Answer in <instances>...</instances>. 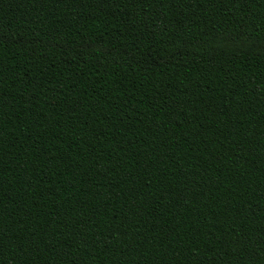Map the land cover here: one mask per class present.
I'll return each mask as SVG.
<instances>
[{"label":"trees","instance_id":"16d2710c","mask_svg":"<svg viewBox=\"0 0 264 264\" xmlns=\"http://www.w3.org/2000/svg\"><path fill=\"white\" fill-rule=\"evenodd\" d=\"M0 264H264V0H0Z\"/></svg>","mask_w":264,"mask_h":264}]
</instances>
